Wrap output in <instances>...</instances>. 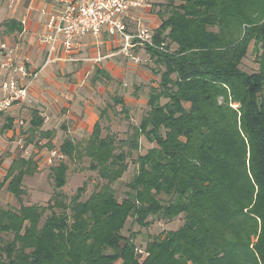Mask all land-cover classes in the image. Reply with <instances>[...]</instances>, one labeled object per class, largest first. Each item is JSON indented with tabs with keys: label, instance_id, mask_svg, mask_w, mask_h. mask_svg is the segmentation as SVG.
I'll return each mask as SVG.
<instances>
[{
	"label": "trees",
	"instance_id": "1",
	"mask_svg": "<svg viewBox=\"0 0 264 264\" xmlns=\"http://www.w3.org/2000/svg\"><path fill=\"white\" fill-rule=\"evenodd\" d=\"M158 7L153 43L161 48L142 49L159 76L146 114L117 139L102 126L116 105L128 115L114 96L88 137L65 138L64 159L49 168L54 192L45 206L22 199L24 179L38 172L35 155L11 160L0 189L18 208L0 206V264H264V0ZM0 28L11 35L22 27L4 20ZM251 42L256 72L241 68ZM30 114L25 145L44 139L40 146L52 150V132L41 130L37 111ZM12 126L7 119L0 132ZM142 138L152 147L140 155ZM84 158L100 185L86 199L84 185L67 198L69 164ZM130 163L135 173L119 200L114 185ZM178 217L177 230L149 237L143 257L137 234L123 235L128 221L148 229Z\"/></svg>",
	"mask_w": 264,
	"mask_h": 264
},
{
	"label": "rangeland",
	"instance_id": "2",
	"mask_svg": "<svg viewBox=\"0 0 264 264\" xmlns=\"http://www.w3.org/2000/svg\"><path fill=\"white\" fill-rule=\"evenodd\" d=\"M154 2L164 4L166 0H153ZM5 2L0 0V23L6 19L5 14ZM157 5V4H156ZM152 13L156 15L159 7L153 5ZM158 21V20H156ZM159 25V22H157ZM1 30V28H0ZM4 36L0 35V43L3 42ZM176 46L171 45L170 50L173 51ZM125 58V57H124ZM122 56L114 59L112 72L116 80H109L108 82L96 83L91 85L89 82V88L83 91L82 105L89 101L91 105L96 107H104L106 103H112L111 97L113 95H118L123 98L126 109L128 110V115L121 112V105H116L114 107L115 111L112 113L111 110L108 112L107 120L103 121L102 126L110 127L111 132L116 135L117 139H124L128 135L130 124L138 125L142 116L146 114L148 110L146 106L147 93L149 87H156L159 82V76L153 75L151 69L155 67L154 63L149 59V56L144 52H138L135 60L129 58L124 59ZM109 60V59H106ZM106 64V62H105ZM241 68L247 72H256L258 70L257 56L253 53V43L251 42L248 46V51L246 57L242 60ZM90 79V76L87 80ZM139 87V88H138ZM138 88V91L136 90ZM25 107L27 105H20ZM29 109V108H28ZM29 115L28 113H26ZM61 117H59L54 123H46V128H54L60 123ZM29 120V116L23 119V122H16L17 127H21L25 130L28 124L24 125L25 122ZM83 122V121H82ZM2 119H0L1 127ZM89 126L86 128L81 127L80 123H75L74 125H69L68 130L72 132L75 140H80L81 138L88 137ZM66 133L61 131L57 132L52 138L53 149L57 151L59 145L62 143L64 138H66ZM105 135V131H102V136ZM16 141V139H14ZM12 140L4 137L3 133H0V182L2 181L6 168L10 164L12 158L18 156L28 157L31 154L35 155V159L38 164V172L33 177H26L23 181V189L25 195L23 196L24 205H46L53 195L54 188L53 182L49 177V168L58 163L57 159H52V163H48L49 152L47 148L41 147L44 145L46 140H40L36 146H26L25 136L21 137L20 141H16L15 144L11 143ZM38 141V140H37ZM36 141V142H37ZM35 142V143H36ZM142 148L137 154L143 155L146 150L152 145L148 144L145 139H141ZM41 147V148H40ZM10 150L12 152H10ZM137 154L133 155V159L136 158ZM89 165L88 159L84 158L78 163H70L69 169L66 177V184L62 188L63 194L70 198L75 194L77 188L85 186V193L83 199H86L93 191L97 189L100 185L99 179L96 174L87 169ZM135 173L134 164L130 163L127 172L123 175L120 181H118L114 188L117 190L118 199L124 197L125 183H127L133 174ZM0 206L6 208L7 206H12L18 208V202L16 199L6 192L5 187L0 189ZM182 225V218L178 217L170 222H155L148 229L140 228L138 225H131L128 221L126 228L123 230V235L128 236L129 233H136V243L144 251L145 243L149 240V237L156 235H163L168 231L177 230Z\"/></svg>",
	"mask_w": 264,
	"mask_h": 264
},
{
	"label": "crops",
	"instance_id": "3",
	"mask_svg": "<svg viewBox=\"0 0 264 264\" xmlns=\"http://www.w3.org/2000/svg\"><path fill=\"white\" fill-rule=\"evenodd\" d=\"M3 1L5 2V0ZM49 1L50 0H6L5 14L7 16L4 20L19 22L20 20L26 19L27 22L24 29L21 28L19 33L15 32L11 35L4 34L1 28L0 35L4 36L3 42L8 40L17 45L18 60L24 62L29 71H38V76L29 85V100L28 103L25 104L27 106H14L5 111L0 117V119H2L1 126L7 123V119H12L13 121L12 129L0 132L3 133L5 138L12 140L11 143L13 144H15L16 141H20L21 137H26L23 133L26 132L29 127L30 112L32 110L37 111L38 115L43 119L41 130L52 132L53 137L57 132L61 131L67 134L66 138L70 137L74 139V134L68 130L69 125L80 123L81 127L84 128L88 125L90 134L93 126L98 120L99 111L111 105L113 103L112 98L118 96L116 94L113 95L111 97L112 103H106L104 107H99L97 109L92 106L89 101H86L82 105L83 99L80 95V92L83 94V91L90 89L89 82L91 85H95L96 83L116 80V77L110 72L115 61L112 58L116 59L120 56L124 58V56L120 54L122 41L118 36L109 37L107 34H103L99 39H94L91 35H88L82 40L81 46L77 52L73 53L71 56H67L57 48L54 58H58L59 61L41 68L45 61L48 47L40 45L37 40L38 34L43 29V19L38 11L41 8H47L49 6ZM143 1L150 5L151 9L148 10L143 8L131 13V19L128 20V28L130 30H134L133 20L139 17L147 27L151 29L158 27L157 22H159V20L157 16L152 13V8L154 7L153 5L158 7L160 2L156 3L153 0ZM141 51H143L141 48H136L133 54L136 52L134 55H137V53ZM96 69L105 75L95 77L94 73ZM89 76L90 79L87 80ZM16 77L20 80L18 76ZM20 83L24 84L26 81L21 80ZM28 116L29 120L24 124H28V127L25 130L16 126V122H23V119L28 118ZM59 117H61V119L57 126H54V128L45 127L47 122L54 123ZM14 139H16V141ZM31 147L33 149V146ZM57 151L59 152V150ZM10 152L12 151L10 150Z\"/></svg>",
	"mask_w": 264,
	"mask_h": 264
},
{
	"label": "built area",
	"instance_id": "4",
	"mask_svg": "<svg viewBox=\"0 0 264 264\" xmlns=\"http://www.w3.org/2000/svg\"><path fill=\"white\" fill-rule=\"evenodd\" d=\"M143 8L151 9L143 0H50L47 8L38 11L43 19V29L37 40L40 45L48 47L41 68L59 61L54 58L57 48L67 56L77 52L88 35L94 39H99L103 34L120 37V54L131 60L136 59L133 54L136 48H161L153 43L156 28L147 27L140 17L133 20L134 30L128 28L131 13ZM26 22V19L19 21L22 29ZM17 51V45L8 40L0 43V113L27 104L29 85L38 76V71H29L25 63L18 60ZM21 80L26 83L21 84ZM52 159L60 161L64 156L50 150L49 164ZM137 254L141 257L145 255L140 249Z\"/></svg>",
	"mask_w": 264,
	"mask_h": 264
}]
</instances>
